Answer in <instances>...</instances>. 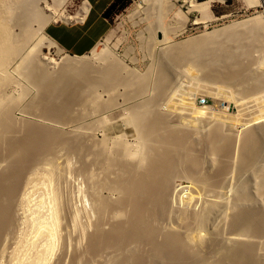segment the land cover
Wrapping results in <instances>:
<instances>
[{"label":"rangeland","instance_id":"obj_1","mask_svg":"<svg viewBox=\"0 0 264 264\" xmlns=\"http://www.w3.org/2000/svg\"><path fill=\"white\" fill-rule=\"evenodd\" d=\"M7 1L8 2L10 1L9 3L13 4L12 0H6V3H8ZM84 1H87V0H66V2L64 4H62V6L58 7L55 10L54 14H52L49 18H47V19H50L52 17L46 23L45 27L48 24H51L53 22H57V23L58 22L59 23L67 22L68 24H75V25L81 24L83 17L85 16V13H86V11H84V9H83V4H82V2H84ZM121 1L125 5L120 9L115 8L114 10L109 12V14L107 16L108 17V20H107L108 23H107L106 30L104 31V33L101 35V37L99 38V40L95 43V46L93 47L94 48L93 51H95L94 53H99L100 51H102V54H103V55L101 54L102 57L101 56L98 57L97 55L94 56L92 53V50H90L88 53L81 55V56H79L77 54L69 53L67 50H65V48H63L60 44L55 42L52 38H50L47 34L44 33V28H45L44 27L41 31H39L37 33V35L34 36V38H33L34 40L32 39L31 44H29L28 47H25L26 49L24 47H22L20 51H17V52H15V55L14 54L12 55V58L11 57L9 58L8 64L6 66V72L8 73L10 80L7 82V86L5 84V86L2 87V90H1L2 94L0 93V95H1L0 99L1 100H3L2 99L4 97L3 95H5V97H6V100L4 101L5 103L4 102H3L4 104L2 103L3 109L5 108L4 109L5 112L3 111L4 113H2V115H0V118H1L0 119V127H1V129H0V135H1L0 136V149L2 150V151L0 150V166H1L0 176L3 174L5 176L6 174L9 173V172L8 173L6 172V168H5L7 166L5 161H8L7 155L9 153L12 154L14 152L15 156L16 155L20 156L22 154L23 156L22 155L21 156L25 157L30 152L29 149L34 143H35V145L33 146V150H36V148H40V150H43L44 152L43 153L39 152V155H41V156L36 155L37 160L33 159L34 162L33 163L31 162L32 166L30 164H29L28 168L23 166L24 169L23 168L21 169V171H23L21 174H19V172H21V171H19V172L16 171L15 173H18L19 176L15 175L14 176L15 178L14 177L11 178L12 177L11 173H9V176L8 175L6 176V178L7 177L9 178L11 176L10 177L11 179H8L9 181H7V184L4 182L5 183L4 185L6 187H9L10 185L13 184V186H15V187L13 188L12 192L8 193L9 194L8 196H10V197H7V201L6 200L4 201V199H6L5 197H3L4 195L2 197H0V201H1L0 202V209H1L0 211H3L5 214V215H3L1 213V215H3V216L7 215L6 217H9V218L11 217L10 220L8 221V226H10L9 229L7 228L8 227L7 226L5 228L7 231L4 229V231H5V232H3L4 234L0 233V264H12V262L14 260L13 256H16L15 254L18 255L20 252H21L20 254L26 253V251L28 250V249H26L27 243L29 244L27 248L30 249V250H28L30 252L27 251L28 256L30 255L29 258H28V256H27V258L30 261L32 260L31 257L34 258V256H33L34 252L36 253V251H37V249H39L40 245L44 244L43 241L45 242V239H43V238H45V237H43L41 239L40 236H42V235L37 236V234H35V230H33V228L35 229V227L33 226L35 224L33 223L34 221H31V220H32V218L36 217V215L40 216L42 214L44 216V215L48 214L49 213L48 210L50 211V209H51L50 207H52V205H53V204H51L53 198H54L53 200H55L56 201L55 203L57 204L56 205V208H58L57 209V211H58L57 212V221H59V222H57V225H56L57 228L55 227L57 230L55 229V235H54L53 244H52L53 249L50 253V256L48 255L49 257H47L46 262H44V264H72V263L73 264L74 263H76V264H108L109 263V264H111L110 257L113 258L112 253H111V256L106 255V254H110V253H107L108 251L106 250L107 251L106 253L103 254L102 253L103 251H102V252H100L101 253L100 256L98 255L95 258V255H93L92 257H94V258H92L90 256L91 255L90 253H92V252H90V253L88 252L90 254L88 256V253H87L88 250L86 248L88 247V249H90L88 246V245H90L89 240L94 236V234L96 232H98L96 234L100 233V235H102V236H103V234L106 233L107 237L110 236L112 238V232H110L111 235L109 233V231L114 228V227L112 228V225L115 226V224H117L119 222H121V223L124 222L125 219H127V215L126 214L123 215L124 217H126L125 219L123 216H122L123 218L118 219V217H115L109 213H107V214L104 213L102 216V215L97 213V211L94 208V206H95L94 204L97 200L98 201L103 200V202H106L107 200L113 201V199H114L116 202V198L117 199L122 198V197L121 198L118 197L119 193H113V191L111 189H110L111 190L110 191L109 189L106 188V186L104 187L103 183H104V181L105 182L110 181L111 179H112L111 182L114 181L115 178L120 175V174H118L117 170L119 172H121L123 169L124 170L127 169L126 168V165H127L126 162L130 163V161L132 162V160H133V163L136 162L135 158H131L129 160L125 159L126 162L124 161V159H122V157L120 158V155L117 152L120 153L121 148L119 145L116 144L115 141H118V139L122 138L124 143H125V141H127L126 142L127 145L130 144V145H128V148L130 147L132 150L137 149V146H135V143H137V139H136L137 137L132 135V133H129V135L127 133V135L124 136L125 134L123 133L124 135H122L121 132L123 130H121V129L126 127V126L124 127V122L126 123L125 120H127L126 116H128L131 109L134 108L133 106L140 104L141 101L143 103H145V101H148L145 104L153 102L152 105L154 107V108L152 107V111H151L152 115L150 113V115L147 118V121H145V123L149 121L148 120L149 118L152 121H154L155 116H156V118H158V116H161V117L164 116L163 118H164L165 124H161V125H163V128H165V125L167 123V125H169L171 127L177 126V128L175 127L176 129L174 128L175 130L181 131L182 133L186 134L188 139H189V141L187 139V144H186L187 147L188 148L189 147L194 148V149H192V151L193 150L195 151L193 156L197 157V158L194 157V159L198 160L200 157V159L202 161L201 164L203 163L202 166L204 168L203 169L202 166L200 165V161H199L200 159L198 160L199 163L197 161H196L197 163L193 162L194 165H193V163L191 164L188 162L187 163L188 165L186 164V167L188 169H190L191 172H192V170H194L195 173L197 171V173L200 174V175L197 174L198 175L197 176L193 172V174H195V176L197 178L195 177L193 179L194 181L193 180L191 181V179L189 177H187V179L185 180L186 176L180 174L183 172L184 168L180 167V166H178L179 168L177 167L178 172L177 173L175 172L177 175H175V177H173V181H170V184H171V182H173V184L170 185L171 189L169 188V193H171L172 195L168 194L169 200L171 199L170 200L171 202L169 201L170 206L174 211H171L172 213H170V219H169V213H168V216L164 217V219H162L163 218L162 217L159 220H157V221H161L163 223L162 224L161 222H157L158 227H157V223H156V228H157V231L159 232L158 237H157L158 240H159V238L161 239V237L164 235L163 233H165V234L169 233V231L171 232V230L176 231L178 229L179 231H176V233L179 232V234L180 233L182 234V232L184 231V230H182L183 229L182 227H184L183 221H184V225L189 221L187 218L188 217L187 215H190L189 212L191 213V209L194 208V206H195V202H193V201H191V203L184 201V197L182 195H184V196L188 195L189 191L191 193L193 191L192 189H195L196 180L202 179V175L204 176V175H208L210 173L212 174V170L214 171L215 167L214 166L212 167L211 165H216V162L213 163L215 161V160H213V158H210V156L206 157L208 155L207 151H206L207 149L204 150L206 148V145H203L206 142L205 139H203V138L205 136L207 137V133H209L212 130V127H214L213 126L214 122L211 121L210 119L206 120V118H202L200 120L197 119L195 121H192L191 119H189L190 117L187 118L186 115H184L182 113L178 112V114H177L176 111L174 113V111H172V110H170V111H172V112H170L169 109H167L166 104L169 101L175 103V100H173V99H174V97H175V99H177L178 96L176 98V95H178L180 92L185 91V93L187 94L190 92L194 93L195 92L194 90H196V93L199 92V94H197L195 96V104L197 106H200V107H210L211 110L216 112V113L224 111L225 113H228L231 115H237L239 113V111L242 109V107L239 106L240 105L239 103H245L247 106V109L244 110L245 112L243 111L244 117L242 115V112H240V114L237 115L238 116L237 117V119H238L237 125H239L237 130H241L244 128L240 125V122L243 123V120H246L248 116H249L248 118H250L251 115L253 116L256 113L255 109L252 108L253 107L252 103H251L252 101L250 102V99L247 98V92H246L248 90L251 91L252 88L250 89L249 87L253 85L252 83L254 81L252 82V80H251L248 82L249 85H250V83L252 85L247 87V89H245L246 82H243L240 85L235 84L238 86L233 85L232 88L228 87V86H224V88L225 87L227 88V91H224L226 88L224 89L223 85L218 84V82H217L218 80H216L215 77H218L219 76L218 74H220V72L222 75H225V74H233L234 75L237 72L241 73L242 71H240V69H242V70L246 69L247 66L252 65V63H255L257 61L256 55H258L257 48L260 46L259 44H264V39L262 38L260 40L261 43H259V44L256 43L257 40H256V37L254 36L256 34V32H254V34L253 33H247V32H246L247 34L242 33L241 35H238L236 37V39L234 37L233 39H230V40H224L221 37L214 38L213 36L215 35V33L220 34L222 32L224 33V31L225 32L228 31L229 29H233V28H235V25H237V23L240 24V21L241 22L246 21L247 19H250L251 17H253L257 14H260V12L264 9V7L263 8L247 7L242 0H224L222 3L211 4L210 8L205 9V11L199 15L198 13H196L194 11L191 12V10H189V8H187L188 5L186 3H184L183 0H171L172 2L175 3L174 5L176 8L174 7V9H175L174 12L179 13L178 14L179 18L177 19L176 17H178V16H175V13L173 14V12H171L169 14V16L165 18V24L167 26L168 34H169L167 37L168 40L165 42H159V44L158 43L152 44V40L150 38L151 32H149L150 30H148L149 27L147 24L149 21V20H147L148 10H146V11L143 10L146 8V5L145 4H139V0H121ZM197 1H203V0H197ZM89 6H90V4H86L87 8ZM132 12H134V13H132ZM20 13L23 14L25 12L21 11L19 8L14 10V17L13 18H16V19H13L14 21H12V25H13L12 27H13L14 33L19 32V29H21V27H22V26H20V25H22L21 24L22 17L20 16L21 15ZM66 15L68 17H70L69 18L70 20L69 19L68 20L63 19L64 16H66ZM14 22H16V23H14ZM18 26H20V27H18ZM170 27H173V28H170ZM173 29H174V31H172ZM41 35L44 36L45 40H47V41L51 40L52 42H54L55 45H57V47H59V50L57 47L49 44L48 46H46V45H43V47L41 46V49H39L40 52L33 50L30 53V55H27L28 54V48L33 46L34 42L36 43V40H38L39 37H42ZM158 35L159 34H156V39L160 40V37H158ZM250 35L251 36L253 35V37H251ZM197 39L206 41L205 42L206 46L204 47L205 49L202 50V52H200L194 56H193V54L188 56L190 53L187 54L184 51L180 54V56L174 57V59H176V60H174L175 61L174 66H173V69L171 70L172 73H171L170 80L171 79L172 80L168 81L167 86L165 87L163 92H161L160 94L155 90L152 91L153 87L155 86L154 83H155V78L157 75L156 73L158 72L157 70L159 68V63H160L159 61H160L162 50H164L165 48H168L169 45L175 46V45H178L182 42H190L191 43ZM207 39H209V40L207 41ZM213 40H215V41H213ZM229 43H231V44H229ZM247 44H248V46H247ZM245 45H246V47H245ZM36 53H37V55L33 56ZM38 53H39V55H38ZM177 55H179V54H177ZM231 55H232V57H231ZM30 56L34 60H35L34 57H36V56H39L42 58L41 59L42 61L40 60L41 62H39L41 68L38 66L39 65L38 61H37V63L32 64L33 61L31 59H29ZM65 56L71 57L73 59H77L76 57H82L83 59H88V60H90V62L92 64L91 65L92 69H94V68L95 69L91 70L90 71L91 73L89 72V75L84 74V73L81 74V72L76 71V70H64L63 67L62 68L60 67L59 60H60V58H63ZM99 58L102 60H100ZM28 59H29V63L31 61V64H32V65L28 64L29 67L26 65L27 64L26 62H28L27 61ZM111 60L114 62V64ZM9 62H10V64H9ZM34 62H36V60ZM23 63H24V67H23ZM41 63H43L44 65ZM34 64H36V65H34ZM110 65H112V66H110ZM100 67H102V68H100ZM244 67H246V68H244ZM97 69H98V71L104 70V71H102V75L96 74ZM197 69H198V71H197ZM226 69H228V70H226ZM17 71H20V72H17ZM67 71L69 73L70 72L71 73L69 74V73H67ZM73 72H75V73H73ZM189 73L190 74L192 73L191 76ZM256 73L254 74L255 76H257ZM258 73L260 74L261 71L259 70ZM222 75H220V76H222ZM85 76H87V77H85ZM42 78H44V79L42 80ZM135 79L138 81H136ZM203 79H204V81H201ZM141 80H142L143 84H145V83L146 84L144 85L145 87H144V90L142 92H137V87L139 86V83H140L139 81H141ZM209 80L212 81V84L209 83L210 82ZM42 81H43V83H42ZM104 82H106V83H104ZM192 82H193V84H192ZM90 83H93V85H94L93 91L91 92L92 94L90 92H88L89 90H84L85 88L87 89V86ZM152 83H153V85H152ZM199 83H201V84H199ZM204 83H207L209 85L211 84V86H213L214 89H217V91L221 90L222 93L219 94L220 96H218V97L216 96L215 98H213L211 96L208 97L206 95V91H205V93L202 94L201 92L204 90V86H202V84H204ZM82 84H83V86L85 85L84 88H83ZM121 84H122V86H121ZM193 85H194V87H193ZM195 86H196V88H195ZM125 87H128V88H125ZM201 87H203L202 88L203 90H200ZM242 87H243V89H242ZM218 88H223L224 90L218 89ZM171 89H172V91H171ZM127 90H128V92H127ZM231 90H232V92H231ZM86 91L88 93H86ZM42 93H44V94H42ZM133 93H135V94H133ZM141 93H142V95H141ZM124 94H126V95H124ZM173 95H174V97H173ZM157 96L160 97L161 99L158 100ZM238 96H241L242 100L238 99ZM244 96H246V97H244ZM5 97H4V99H5ZM155 97H157V98H155ZM165 98H167V99H165ZM171 98H173V99H171ZM244 98H245V100L247 98L249 101L243 100ZM150 99H152V102H150ZM154 99L157 101V103H156V101L155 102L153 101ZM203 99H205L207 101L205 104L200 103V101ZM154 103H156L157 105L155 106ZM246 106L244 105V107H246ZM92 107H93V109H92ZM123 108H125V109H123ZM237 108L238 109L240 108V110H238ZM249 108H251V109H249ZM165 112H167V113L165 114ZM169 115H170V118H168ZM151 117H154V118H151ZM171 117H173V118H171ZM239 117H241V118H239ZM8 118H11V120ZM156 118H155V120H156ZM165 119H167V120H165ZM211 122L213 125H211ZM122 123H123V125H122ZM148 123H146V124L148 125ZM209 125L211 126V128L209 127ZM4 126H5V129H4ZM9 126L14 127V129L9 128ZM160 126L158 128L159 131L161 130ZM179 126H180V128H179ZM223 126H226V124L222 125L221 133H225V135H226V133L231 134L230 135L231 139H232V137H234V139H235V136H233V135H236V134L232 133V131L231 132L228 131V130H230V128H228V127L223 128ZM18 127L19 128L23 127V128L19 129ZM163 128H162V130H163ZM10 129H12V130H10ZM209 129H210V131H209ZM226 129H227V131H225ZM119 130H121V132ZM35 131H38L37 132V133H39L38 137H36L37 134L33 135L34 137L32 136V134H29V133H35ZM118 131L121 133V135ZM124 131L128 132V131H126V129ZM240 132L241 131H239V133L237 134L238 136L240 135ZM112 133H114V135H112ZM192 133H195V134H192ZM7 134H8V136H7ZM5 135H6V137H5ZM117 135L118 136L120 135L121 137L119 136L120 138H118ZM123 136H124V138H123ZM159 136H160V134H159ZM226 136H228V135H226ZM230 136H228V137L230 138ZM133 137H135V139H133ZM160 137H162V136H160ZM191 137H193V138L195 137V138L193 139ZM2 139H4L3 140L4 142H6V141L7 142L4 143L2 141ZM190 139H193V141L194 140H196V141L193 142ZM198 139H200L201 141L204 140L203 141L204 143L203 142L200 143L201 141ZM99 140H100V143H99ZM112 140H113V142H111ZM1 141L4 144V145L2 144V146H1V143H2ZM190 141L193 143H191ZM29 142H33V143H31V145H30V144H28ZM103 142H105V143H103ZM196 142L197 143L199 142L200 145L196 146V144H197ZM194 143H196V144H194ZM101 144H103V145H101ZM191 144H194L193 147ZM112 145H114V146H112ZM4 146H6V147H4ZM44 146H47L46 150H44ZM102 148L103 149L106 148L105 151H103ZM201 150H202V152H201ZM114 151H117V152H114ZM203 151H205V152H203ZM104 153H105V155H104ZM112 153L115 154V156H112L113 155ZM199 153L202 155L207 154L206 156H202V158L204 159L206 157L205 159H207V158L208 159L204 161L201 158V155ZM203 153H205V154H203ZM110 154H112V155H110ZM1 155H2V157H1ZM28 155H30V153ZM108 155H110L109 159H108V157H109ZM19 156H16L15 159L14 158L13 159L16 161V159H18ZM21 156H20V158H21ZM103 156H105V158ZM116 156L118 157V159H115ZM5 158H6V160H5ZM209 158H210V160L212 159V164H211V161L209 160ZM1 159H3L4 162ZM14 160H12V161H14ZM108 160H110V161H108ZM115 160L116 161L119 160L118 161L119 164H118V162H115ZM209 161H210V164H209ZM113 162L115 163L114 165H112ZM123 162H125L126 164ZM107 164L109 166H107ZM123 164H124V166H123ZM105 165H106V167H105ZM117 165H119V166L122 165L123 169L122 168L120 169V167ZM104 167L105 168L109 167V168L105 169ZM201 170H202V172H201ZM204 170L206 173L204 172ZM46 171L47 172L49 171L48 174ZM209 171H211V172L209 173ZM106 172H107V175H105ZM50 173H51V175H50ZM115 173L118 174V176ZM258 173L254 174V175H257V176L260 175V173L259 174ZM234 175H236V172ZM248 175L250 176V179L252 178V180H253V181L251 180V183H253L254 180L257 182V180L260 178L259 177L256 179L255 178L256 176L251 175V173H249V174L244 173L243 176L248 178L247 177ZM4 176H3V178L1 176L0 179L2 178V180L5 181L6 179L4 178ZM177 176H182V180H181V177H177ZM199 176H200V179H198ZM26 177H27V179H26ZM244 177H242V179H246ZM16 179L18 181H16ZM248 179H247V182L250 181ZM11 180H12V182L15 181L16 184L12 183V184L8 185V183H10ZM46 180H47V182H46ZM234 180H235V178H234ZM90 182H91V184H90ZM229 182L228 183L231 184L232 180L231 181L229 180ZM256 182H254V184ZM0 183H1V180H0ZM2 183H3V181H2ZM97 183H98V186H97ZM229 184H228L227 188H230L229 186H231L232 187L231 190H233V186L229 185ZM254 184H252V185H254ZM91 186L93 189L91 188ZM171 186H173V188ZM190 186L191 187L193 186L194 188L191 189ZM100 188L101 189L104 188V189H102V191H101ZM227 188H226V190H223L224 191L223 195H219V197H218V199L220 198V196L222 198V199L221 198L220 199L222 200L223 203L220 201V199L218 200L221 202L220 203L221 207L224 203H225V205L227 204L228 206H229V203H231V196H232L233 192H231ZM228 191H230V192H228ZM26 194H27V196H26ZM20 195H22V196L25 195L26 200L21 199L22 196L20 197ZM228 195H229V197H228ZM57 196L58 197L60 196V197L58 198ZM120 196H121V194H120ZM180 196H181V199H178V198H180ZM255 196L256 197L259 196V197H257V198H259L258 202H261L264 204V200L262 201V199H264V195L262 193H261V195L255 194ZM182 197H183V199H182ZM95 198H97V199H95ZM105 198H106V201H104ZM223 199H224V201H223ZM39 200H40V202L42 201L43 206L42 205L39 206V204H38ZM177 201H179V204ZM215 201H216V199H215ZM185 202L188 204H186ZM261 203H260V205H261ZM227 205H226V207L224 206V209H221V211L219 212V214H221L220 217L218 214L216 215V217L214 215V218H217V216H218L217 220L213 219V217H211L213 220V224H212L211 218L208 221L209 224L207 223V227H209V229H208V231H209L211 229L210 225L213 226V225L217 224V223L214 224V222H215L214 220H216V222H220V221L221 222L223 221L224 223L226 222L225 224L223 222L222 223L220 222L217 224V226L215 225V229H216V231L218 230V232H215L213 230L214 227H212V231H214V232H212L210 230V232L213 234L217 233L216 234L217 236L214 234L215 239L213 242H212V240L214 238L213 237L214 235L212 234L213 238L211 237V239H210L212 244L217 243V241L219 243L220 242L219 240L223 239L222 236H224V239H226V240L223 239L224 242L228 241L227 238H225V237H228V235L226 233H228L230 231L227 228V226H228L227 224H229L228 220L230 219V217L227 216L228 213H227V215H226V213H223L224 211L227 212L228 209L227 210L225 209V208H229V207H227ZM178 209L179 210L181 209L182 211H179ZM183 209L185 210L184 214L182 213V212H184ZM177 210H178V212H177ZM186 211H187V213H186ZM106 212H109V211H106ZM174 212H175V214L177 212V214L176 215L173 214ZM75 214H76V217H74ZM223 214L225 215V217ZM97 215H100V216H98L99 218L97 217ZM111 215L113 216V218L115 217V219H113V221H112ZM166 215H167V213H166ZM231 215H232V213H230V216ZM91 216H93V217H91ZM177 216H178V218H177ZM179 216H182V217L180 218ZM183 216L187 220H185V218H183ZM73 217L76 219V221L74 220L76 222V224H75V222L71 223L73 220L72 219ZM173 217H175V219ZM221 217L222 218L224 217V219L226 218V220L221 219ZM86 219L87 220L89 219V220L87 221ZM100 219H101V221H100ZM114 220H116V221H114ZM121 220H123V221H121ZM181 220H183V221H181ZM174 221L176 223H174ZM180 221L182 223V227H181ZM210 221H211V223H210ZM9 222H11V223H9ZM159 223H160V225H159ZM9 224H12V225H9ZM98 224H99L100 228L98 227ZM161 225H162V228H159V227H161ZM171 225H173V226H171ZM221 225H223V226H221ZM72 226H74V227H72ZM220 226H221V228H220ZM180 227H181V229H180ZM169 228H170V230H169ZM171 228H175V229H171ZM79 229H81V230H79ZM158 229L161 231H159ZM163 229H167L169 231L165 230L162 233ZM220 229H222L221 230L222 232L220 231ZM101 231L103 234L101 233ZM78 232H80V233H78ZM221 233H223L222 236H220ZM92 234H93V236H92ZM155 235L157 236L156 233H155ZM218 235L221 238H218L219 237ZM86 236L87 237L91 236V238L90 237L87 238ZM230 237H231V235L228 238H230ZM216 238H217V240H216ZM57 239L59 242L57 241ZM243 239L244 238H242L240 240L245 241ZM223 240H221V242H223ZM246 241H247V239H246ZM31 242H33V243H31ZM30 243H31V247L33 246L32 248L30 247ZM208 243L210 244V242H207V244ZM231 243L233 244V241H231ZM223 244L226 246L227 242H226V244L225 243H223ZM25 245H26V247L24 248ZM208 245L206 246V248L208 247ZM21 246H23V247L20 248ZM229 246H231V244ZM33 248H35V249L37 248V249L35 250ZM206 248L204 247L205 251L207 250ZM16 249H17V251H16ZM31 250L33 251V253ZM94 251L97 252V250H94ZM110 251H112V250H110ZM27 253H26V255H27ZM205 254H207V253H205ZM209 256H210V253H209L208 259H207L208 263L212 262L211 260H213V262L215 260L218 261L217 256L211 255V257L214 256L213 257L214 259H212ZM88 257L91 259H88ZM215 257L217 259H215ZM206 258H207V256H206ZM210 258H211V260H209ZM109 259H110V261H109ZM213 262H212V264H213Z\"/></svg>","mask_w":264,"mask_h":264},{"label":"bare ground","instance_id":"obj_2","mask_svg":"<svg viewBox=\"0 0 264 264\" xmlns=\"http://www.w3.org/2000/svg\"><path fill=\"white\" fill-rule=\"evenodd\" d=\"M222 1L223 0H203V1L183 0V2L188 5L187 8H189V10H191V12L194 11V12L198 13L199 15L201 13H203L205 11V9L210 8L211 4L217 3V2H222ZM243 1L247 7H261V8L264 7L263 0H243ZM65 2H66V0H12L13 4H10V3L8 4V3H6V0H0V93H1L2 87L5 86V84L7 86V82L10 80L8 73L6 72V66L8 64L9 58L10 57L12 58V55L13 54L15 55V52L20 51L22 47H24V48L28 47L29 44H31L34 36L37 35V33L45 27L46 23L52 17L50 19H47V18H49L52 14H54L55 10L58 7L62 6V4H64ZM139 4H145L147 9L145 8L143 10L144 11L148 10L147 20H149V21H148V23L146 21L145 22L148 24V27H149V29L148 28L147 29L150 30L149 32H151L150 38L152 40V44H157V43L159 44V42L167 41L168 40L167 37L169 34H168L167 26L165 24V18L168 17L171 12H173V14L175 13L174 12V10H175L174 4L175 3L172 2L171 0H139ZM17 8H19L21 11H24L25 13H23V14L20 13L21 14L20 16L22 17V21H21L22 25H20V26H22V27H21V29H19V32L14 33V30L12 27L13 26L12 21H14L13 19H16L13 17H14V10ZM83 9H84V11L87 10L86 3H83ZM132 13H134V12H132ZM178 14L179 13H177V12L175 13V16H178V17H176L177 19L179 18ZM69 18L70 17H68L66 15V16H64L63 19L68 20ZM14 23H16V22H14ZM20 26H18V27H20ZM170 28H173V27H170ZM172 31H174V29ZM246 32L247 33H253V34H254V32H256V34L254 35L256 37V40H257L256 43H258V44L261 43L260 40L262 38L264 39V9L260 12V14H257L255 16L251 17L250 19H247L246 21H243V22L240 21V24L237 23V25H235V28L229 29L226 32L224 31V33L223 32L220 34L215 33V35L213 37L214 38L221 37L224 40H230V39H233L234 37L236 39V37L238 35H241L242 33H246ZM156 34H159L158 37H160V40L156 39ZM251 37H253V35ZM208 40L209 39H207V41ZM48 41L44 39V36L39 37V39L36 40V43L34 42V45L28 48V54L27 55H30V53L33 50H36L38 52L39 49H41V46L43 47V45L48 46L49 44H51V45L57 47V45H55L54 42H52L51 40H48ZM213 41H215V40H213ZM205 42L206 41L197 39L191 43L190 42H182V43L175 45V46L169 45L168 48H165L164 50H162L160 61H159L160 62L159 68L157 70L158 72L156 73L157 74L156 78L154 77L155 83L153 82L155 86L153 87L152 91L155 90L160 94L161 92H163V90L167 86L168 81L172 80V79L170 80L171 73H172L171 70L173 69V66H174V62H175L174 60H176V59H174V57L180 56V54L184 51L187 54L190 53L188 56H190L191 54H193V56H194V55L202 52V50L205 49L204 48L206 46ZM229 44H231V43H229ZM259 45L260 46L257 48L258 55H256L257 61L255 63H252V65L247 66V68L244 67L246 69H243V70L240 69V71H242L241 73L237 72L234 75L233 74L222 75L220 72V74H218L219 76L215 77L216 80H218L217 81L218 84L223 85V88H224V86H228V87L232 88L233 85H235V84L240 85L243 82H246L245 89H247V87H249L250 85L253 84L252 85L253 87L252 86L249 87L250 89L252 88L251 91L248 90L246 92H247V98L250 99V102L252 101L251 103H252L253 107L252 106L251 107L255 109L256 113L254 112L255 114L253 116L251 115L250 118H248L249 117L248 116L247 117L248 120L247 119H246L247 121L243 120V123L239 121L240 125L242 127H244L243 129L237 130V128L239 126V125H237V123H238V119H237L238 116L237 115L240 114V112H242V115H243V111L245 109H247V106L245 103H239L240 105L238 104L239 106L242 107V109L240 110V108L239 109L237 108L238 110H240L237 115H231V114L225 113L224 111L216 113V112L212 111L210 107H200V106H197L195 104V96L197 94H199V92L197 91L198 93H196V90H194L195 91L194 93L190 92V93L186 94L185 91L180 92L179 94L177 93L178 95H176L174 93L176 95V98L178 96L179 99L178 98L175 99V97L173 95L174 99L173 98H171V99L175 100V103L169 101L166 104V107H167V109H169V111L172 110V111H174V113L176 111L177 114H178V112L182 113V114L186 115L187 118L190 117L189 119H191L192 121H195L197 119L200 120L202 118H206V120L210 119L211 121L214 122L213 123L214 125L211 122V125L214 126V127H212V130L210 131V129H209L210 132L208 131L209 133H207V137L205 136L203 138V139H205L206 144L203 142L204 140H202V141L200 139H198V140L201 141V142L199 141L200 143L203 142L204 143L203 145H206V148L204 150L207 149L206 151L208 154L207 155V154L203 153L205 155H202L199 153L201 155V158H202V156H206V155H207L206 157L210 156V158H213V160H215L213 163L216 162V165H211V166L212 167L214 166L215 169H214V171L211 169L212 174L210 173L211 171H209L210 174H208V175L203 176L201 174L202 179H200V176H199L198 179H200V180H196V183L194 182L196 184L195 189H192L194 187L190 186L193 191L190 189L192 191L191 193L189 191L188 195H186V196L182 195L184 197V201H187L190 203H191V201L195 202V206L193 205L194 208H192L193 210L191 209V213L189 212L190 215H187L188 216L187 218L189 221L188 222L186 221L187 223L185 222L186 224L184 225V221L181 220V221H183L184 227H182V223L180 221L181 227L183 228L182 230H184L182 232V234L181 233L179 234V232L176 233V231H179L178 229L176 231L171 230V232L169 231L170 228H169V230L163 229L162 233L165 230L169 231V233H166V234L163 233L164 235L161 237V239L159 238V240H160L159 241L157 238L159 232L157 231L156 223L161 222V221H157V220H159L162 217H163L162 219H164V217L168 216V213H169V219H170V213H172L171 211H174L170 206L169 201L171 199L169 200L168 194L172 195L171 193H169V188H170V185L173 184V182H171V184H170V181H173V177H175V175H177L176 174L178 172L177 167L178 166L183 167L184 170L182 169L183 172L181 171L182 173H180V174L186 176V178L183 176L185 178V180L187 179V177H189L192 181L196 177L195 174L197 175L199 173H197V171L195 173L194 170H192V172H191V170L186 167V164L188 162L191 164L193 162L197 163L198 160L200 159V157L198 160L194 159L195 156H193V154L195 153V151L194 150L192 151V149H194V148H191V147L188 148L187 147L186 144H187L188 137L186 134L182 133L181 131L175 130L177 128V126H175L176 128L173 126L171 127V126L167 125V123H166L165 128H163V125H161V124H165V121L163 118L164 116L162 114L161 115L163 117L158 116V118H156V116L153 114L155 116L156 120L154 117H151V118H154V121H152L149 118L148 120L150 122L151 121L152 122L150 123L148 121L150 124L148 122H146V123H148V125L145 123V121H147V118L149 117V115L152 111V107H153L152 99H150V102H152V103L145 104L148 101H145V103H143L141 101V103H142V104L140 103L141 105L138 104L136 106H133L134 108L131 109L130 113L128 112L130 115L128 114L129 117L126 116L127 117L126 118L127 120H125L126 123L124 122V127L125 126L126 127L121 129V130H123L122 132H121V130H119V131L122 133V135L125 134L124 136H126L127 133H128V135H129V133H132V135L137 137L136 138L137 143H135V146H137V149L132 150L129 147L131 149L130 150L128 148V145H130V144L127 145V143H126L127 141H125V143H124L122 138H120L121 133L118 131L120 133V135H119L120 137L118 135L117 136L120 139H118V141H115V142L117 145L120 146L121 151L119 150L120 153L117 151H114V152H117L120 155V158L122 157V159H124V161H125V159L129 160L131 158H135L136 162L134 161L135 163H133V160H132V162L130 161V163L125 161L127 163V165H126L127 169H125L126 171L123 169L122 165H120V166L117 165L120 167V169L122 168L124 171L120 170L121 172H119L117 170L118 174H120V175L118 176V174H116L117 173L116 172L115 174L118 177H116L114 181L111 182V180H112L111 179L110 181H106V182L104 181V183H103L104 187L106 186L107 189H109V190L111 189L113 191V193H119L118 197L119 198L122 197V198L121 199L116 198V202L114 199H113L114 202L112 200L106 201V198H105L104 201H106V202H103V200L102 201L97 200L94 204L95 210L97 211L98 214H100L102 216L104 213H106V214L109 213L115 217H118V219H119V218H123L124 217L123 215L126 214L127 219H125L126 217H124V219H125L124 222H122V223L119 222V223L115 224V226L112 225V228L113 227L114 228L109 231V233L112 232V238L110 236H109L110 238L107 237V234L106 233H105L106 235L103 234L102 231H101V233L103 234V236L100 235V233L96 234L98 232H96V233L94 232L95 234H94V236L92 234V236H93L92 238H91V236H89L91 238L90 240L88 239L90 242V245H88L90 249H88V247L86 249L88 250L87 253L88 252L89 253L92 252V253H90L91 255L88 253V256L90 255L92 257L93 255H95V258H96L98 255L99 256L101 255L100 252L103 251L102 253L104 254L108 251L107 253H110V254H106V255L111 256V253H112V257H113V258H111L109 256L111 259V264H210V263L212 264L213 260H211V258L214 259L213 258L214 256L211 257V255H215L218 258V261L215 260L213 262V264H264V204L261 202H258L259 198H257V197H259V196H257V197L255 196V194L261 195V193L264 195V44H259ZM247 46H248V44H247ZM245 47H246V45H245ZM57 48L59 50V47H57ZM93 50H94V48L92 49V53L94 56H96V55L98 57L101 56L102 51H100L99 53H94L95 51H93ZM177 54H179V55H177ZM35 55H37V53L34 54L33 56H35ZM38 55H39V53H38ZM36 57H34L36 62H34L35 60L32 59L31 56L29 57V59H31L33 61L32 64L37 63V61H38V63L42 61L41 57H39V56H36ZM231 57H232V55H231ZM76 58L77 59H73L71 57H66V56L63 58H60V60H59L60 67L61 68L63 67L64 70H76V71L81 72V74L84 73L87 75H89V72L91 70L95 69V68L92 69V66H91L92 64H91L90 60L83 59L82 57H76ZM29 59L27 60L28 62H26L27 66H28V64H31V61L29 63ZM100 60H102V59H100ZM9 64H10V62H9ZM41 64H43V63H41ZM113 64H114V62H113ZM34 65H36V64H34ZM112 65H110V66H112ZM38 66L40 67V63ZM23 67H24V63H23ZM100 68H102V67H100ZM226 70H228V69H226ZM259 70L261 71L260 74L258 73ZM102 71H104V70L98 71V69H97L96 74L102 75ZM197 71H198V69H197ZM17 72H20V71H17ZM67 73H69V72L67 71ZM73 73H75V72H73ZM255 73L257 74V76L254 75ZM191 74H190V76H191ZM220 75H222V76H220ZM85 77H87V76H85ZM43 79L44 78H42V80ZM251 80H252V82L253 81L254 82L252 84L250 83V85H249L248 82ZM136 81H138V80H136ZM201 81H204V79ZM139 82H140L139 86L137 85L138 86L137 92H142L144 90V87H145L144 85L146 83L143 84L142 80ZM42 83H43V81H42ZM104 83H106V82H104ZM153 83H152V85H153ZM209 83L212 84V81H210ZM192 84H193V82H192ZM199 84H201V83H199ZM204 84H202V86H204V90L202 89L203 87H201V89H200V90H203L201 92L202 94L205 93V91H206V95L208 97L211 96V97L215 98L216 96L217 97L220 96L219 94L222 93L221 90L217 91V89H214V87L211 86V84L210 85L207 83H204ZM238 85H235V86H238ZM82 86H83V84H82ZM121 86H122V84H121ZM84 87H85V85L83 86V88ZM193 87H194V85H193ZM243 87H242V89H243ZM93 88H94L93 83H90V84H88L87 89L85 88L84 90H89L88 92L91 93L93 91ZM125 88H128V87H125ZM195 88H196V86H195ZM223 88H218V89H223ZM171 91H172V89H171ZM224 91H227V88ZM88 92L86 91V93H88ZM127 92H128V90H127ZM231 92H232V90H231ZM42 94H44V93H42ZM133 94H135V93H133ZM124 95H126V94H124ZM141 95H142V93H141ZM3 96L5 97V95H3ZM4 97L2 98L3 100L0 99V115H2V113L5 112L4 111L5 108L3 109V106H2L5 103L4 101L6 100V97H5V99H4ZM157 97H155V98H157ZM244 97H246V96H244ZM247 98H246V100L249 101ZM159 99H161V98L158 97V100ZM165 99H167V98H165ZM238 99L242 100L241 96H238ZM243 100H245V98ZM153 101L155 102L156 100L154 99ZM156 103H157V101H156ZM156 103H154L155 106L157 105ZM244 105L246 107H244ZM93 107H92V109H93ZM123 109H125V108H123ZM249 109H251V108H249ZM172 111H170V112H172ZM166 113L167 112H165V114ZM151 115H152V113H151ZM243 117H244V115H243ZM168 118H170V115ZM171 118H173V117H171ZM239 118H241V117H239ZM8 119L11 120V118H8ZM165 120H167V119H165ZM223 124L224 125L226 124V126H223V128L228 127V128H230V130H228V131H230V132L232 131V133L236 134V135L232 134L233 136H235V139H234V137H232V139H231V136H230L231 134L226 133V135L230 136V138H229L228 136L225 135V133H221V131H222L221 127ZM122 125H123V123H122ZM159 126L161 129L160 131L158 129ZM209 127L211 128L210 125H209ZM9 128L14 129V127H10V126H9ZM20 128H23V127H20ZM162 128L164 131L162 130ZM179 128H180V126H179ZM0 129H1V127H0ZM4 129H5V126H4ZM125 129L128 132H125L124 131ZM10 130H12V129H10ZM225 131H227V129ZM239 131H241V132H240V135L238 136L237 134L239 133ZM37 132L38 131H35V133H29V134H32V136L37 134L36 137H38L39 133H37ZM159 134L162 137H160ZM192 134H195V133H192ZM112 135H114V133H112ZM7 136H8V134H7ZM124 136H123V138H124ZM5 137H6V135H5ZM135 137H133V139H135ZM191 138H193V137H191ZM193 139H190V140L193 141ZM3 140L4 139H2V141ZM188 141H189V139H188ZM195 141L196 140H194L193 142H195ZM3 142L1 143V146H2ZM6 142H4V143H6ZM111 142H113V140ZM193 142H191V143H193ZM31 143H33V142H29L28 144L31 145ZM99 143H100V140H99ZM103 143H105V142H103ZM196 143H194V144H196ZM200 143L198 145L196 144V146H199ZM194 144H191L192 147ZM34 145H35V143L29 149L30 155H28L29 154L28 153L25 157H22L23 155L21 154L22 155V156L20 155L21 158L19 155H16V156H19V158L16 159V161L14 160L16 157L14 155L15 154L14 152L12 154L9 153L7 155L8 161H5V163L7 165L5 168H6L7 173L9 172L12 174L11 175L12 177L10 176L11 178H13L15 175L19 176V174H21L23 172V171H21L23 166L26 168L29 167V164L32 166V163L36 159V155H39V152L40 153L44 152L43 150H40V148H36V150H33ZM101 145H103V144H101ZM112 146H114V145H112ZM4 147H6V146H4ZM46 147L47 146H44V150H46ZM105 149H103V151H105ZM201 152H202V150H201ZM203 152H205V151H203ZM112 154H110V155H112ZM104 155H105V153H104ZM110 155H108L109 156L108 159L110 158ZM39 156H41V155H39ZM112 156H115V154H113ZM1 157H2V155H1ZM103 157L105 158V156H103ZM195 158H197V157H195ZM205 158L204 159L202 158V159L204 161L208 159V158L207 159H205ZM210 158H209V160H210ZM115 159H118V157L116 156ZM1 160H3V159H1ZM5 160H6V158H5ZM12 160H14V161H12ZM108 161H110V160H108ZM118 161L119 160H117V161L115 160V162H118ZM199 161H200V165L202 166L203 163L201 164V162H202L201 159ZM210 161L212 164V159ZM210 161H209V164H210ZM3 162H4V160H3ZM125 162H123V163H125ZM114 164L115 163L113 162L112 165H114ZM118 164H119V162H118ZM193 165H194V163H193ZM107 166H109V165L107 164ZM123 166H124V164H123ZM105 167H106V165H105ZM0 168H1V166H0ZM108 168L109 167H107L105 169H108ZM202 168H203V166H202ZM16 171H18V172L21 171V172H19V174H18V173H15ZM48 172H47V174H48ZM193 172L195 174H193ZM201 172H202V170H201ZM204 172H205V170H204ZM235 172H236V175H234ZM256 172L257 173L259 172L261 176L260 175H258V176L254 175V174H257ZM9 173L6 174L5 176H4V174L1 175L2 178L4 176V178L6 179L5 181L2 180V178L0 179L1 180L0 197H2L4 195L3 197L6 198V199H4V201L5 200L7 201V197H10V196H8L9 195L8 193L12 192L13 188L15 187V186H13L12 183L16 184L15 181L12 182V180H11V182L8 183V185H10V184H12V185H10L9 187H6L4 185L5 183L7 184V181H9L8 179H11L10 177L6 178L7 175L9 176ZM244 173H247V174L251 173V175L256 176L255 177L256 179L259 177L260 178L257 180V182L254 180V182H256L254 184V182L251 183L252 178L250 179L249 175L247 176L249 179L243 176ZM50 175H51V173H50ZM105 175H107V172L105 173ZM177 177H181V180H182V176H177ZM242 177H244L246 179H242ZM234 178H235V180H234ZM17 179H16V181H18ZM26 179H27V177H26ZM247 179L250 180L249 182L251 184L249 182H247ZM229 180L230 181L232 180L231 184H229L230 183ZM2 181H3V183H2ZM46 182H47V180H46ZM90 184H91V182H90ZM228 184L233 186V190H231V188H232L231 186H229L230 188H227ZM252 184H254V185H252ZM97 186H98V183H97ZM171 187L173 188V186H171ZM91 188H92V186H91ZM226 188L229 189L231 192H233V194L231 196V203H229V206L226 204L227 207H229V208H225L226 210L227 209L228 210H227V212H225V211L223 212V213H226V215L228 213L227 216L230 217V219L227 217L229 219V220L227 219L229 222V224H227L229 227L227 226V228L230 231L228 230L229 232L226 234L228 235V237L231 235V237L230 238L225 237V238H227L228 241L224 242V240H226V239H224V236H222L223 233H221L220 236H222L224 240L220 239L219 243L217 241V243L212 244V242L215 239V235L217 233L216 234L214 233L215 234L214 235L213 233L210 232V230L212 231V227H214L213 230L215 232H218V230L216 231V229H215V225L217 226V224L221 222V221L216 222V220L218 219V216H217V218H214V215L216 217V215L218 214L220 217L221 214H219V212L221 211V209H224V206L226 207L225 203L222 205V207L220 206L221 205L220 203L222 202V200H221L222 198L220 196V198H221V199L219 198L221 201L220 202V201H218L219 200L218 197H219V195H223V193H224L223 190H226ZM102 189H104V188H102ZM102 189H101V191H102ZM230 191H228V192H230ZM120 194H121V196H120ZM21 196L22 195H20V197ZM26 196H27V194H26ZM183 197H182V199H183ZM228 197H229V195H228ZM97 198H95V199H97ZM21 199L26 200L25 195H23ZM53 199H52V203H51L53 205H52V207H50L51 208L50 211L48 210V212H49L48 214H46L44 216L42 214L40 216L36 215V217H34L35 219L32 218V220H31V221H34L33 223L35 224V225H33L35 227V229L33 228V230H35V234H37V236L42 235V236H40L41 239L43 237H45V238H43V239H45V242L42 240L44 244L40 245L39 249H37L38 247L36 248L37 251H36V253L34 252L35 255L33 254L34 258L31 257L32 260L30 261L28 259L30 255L28 256V253H27V251L30 249L27 248L29 245L27 243V247H26V245L24 246V248L26 247V249H28L26 251L27 255H26V253L20 254L21 252L19 253L20 255L15 254L16 256H13L14 260H13L12 264H44V262H46L47 257L50 256V253L53 249L52 244H53V239H54V235H55V229L57 228L56 225H57V222H59V221H57V212H58L57 211L58 208H56L57 204L55 203L56 201ZM178 199H181V196ZM215 199H216V201H215ZM263 200L264 199H262V201ZM223 201H224V199H223ZM177 202L179 204V201H177ZM260 203H261V205H260ZM38 204H39V206H41L42 201L40 202V200H39ZM186 204H188V203H186ZM178 210H177V212H178ZM106 211H109V212H106ZM179 211H182V210L180 209ZM177 212H176V214H177ZM1 213L3 215H5V214L3 211H0V233H3V232H5L4 229L8 226V221L10 220L11 217L10 218L6 217L7 215L3 216V215H1ZM166 213H167V215H166ZM182 213L184 214L185 210ZM186 213H187V211H186ZM230 213H232L231 216H230ZM173 214H175V212ZM100 215H97V217ZM113 216L111 217L112 221H113V219H115V217L113 218ZM184 216H183V218L186 217V216L185 217ZM74 217H76V214L74 215ZM74 217L72 218L73 220L71 223L76 221V219ZM91 217H93V216H91ZM179 217L181 218L182 216H179ZM211 217H213V219H216V220H214L215 221L214 224L215 223H217V224H215L213 226L210 225L211 229L208 231L209 227H207V223ZM224 217H225V215H224ZM224 217L223 218L221 217V219L226 220V218L224 219ZM173 218L175 219V217H173ZM177 218H178V216H177ZM116 220H114V221H116ZM185 220H187V219L185 218ZM211 220H212V218H211ZM100 221H101V219H100ZM121 221H123V220H121ZM175 221H174V223H176ZM9 223H11V222H9ZM210 223H211V221H210ZM75 224H76V222H75ZM212 224H213V220H212ZM9 225H12V224H9ZM159 225H160V223H159ZM171 226H173V225H171ZM221 226H223V225H221ZM221 226H220V228H221ZM9 227L10 226H8L7 228L9 229ZM72 227H74V226H72ZM98 227H99V224H98ZM157 227H158V223H157ZM181 227H180V229H181ZM159 228H162V225ZM175 228H171V229H175ZM222 229H220V231ZM79 230H81V229H79ZM159 231H161V230H159ZM214 231H212V232H214ZM80 232H78V233H80ZM155 233L157 234V236L155 235ZM110 235H111V233H110ZM220 236L218 238H221ZM89 237H87V238H89ZM211 237L213 238L212 242L210 241ZM242 238H244L243 240H245V241H241L240 239H242ZM245 238L247 239V241ZM216 240H217V238H216ZM221 240H223V242H221ZM57 241H58V239H57ZM231 241H233V244L231 243ZM207 242H210V244L208 243L209 244L208 245ZM226 242H227V244H226ZM31 243H33V242H31ZM31 243H30V247H31ZM223 243H225L226 246ZM230 244H231V246H229ZM207 245H208V247L206 248ZM22 247L23 246H21L20 248H22ZM204 247L207 249L206 250L207 252L205 251ZM33 249H35V248H33ZM94 250H97V252ZM110 250H112V251H110ZM16 251H17V249H16ZM28 252H30V251H28ZM32 253H33V251H32ZM205 253H207L208 255L210 253L209 257H211V258L209 260H211L212 262H210V261H209L210 263L207 262L208 255ZM27 256H28V258H27ZM206 256H207V258H206ZM92 258H94V257H92ZM217 258L215 257V259H217ZM88 259H91V258L88 257ZM110 259H109V261H110ZM74 264H76V263H74Z\"/></svg>","mask_w":264,"mask_h":264},{"label":"crops","instance_id":"obj_3","mask_svg":"<svg viewBox=\"0 0 264 264\" xmlns=\"http://www.w3.org/2000/svg\"><path fill=\"white\" fill-rule=\"evenodd\" d=\"M114 1L115 0L84 1L82 4L86 3L90 4V6L87 8L81 24L75 25L68 24L67 22H53L44 28V33L60 44L69 53L79 56L84 55L92 50L95 43L106 30L108 17L105 13Z\"/></svg>","mask_w":264,"mask_h":264},{"label":"trees","instance_id":"obj_4","mask_svg":"<svg viewBox=\"0 0 264 264\" xmlns=\"http://www.w3.org/2000/svg\"><path fill=\"white\" fill-rule=\"evenodd\" d=\"M125 4L122 3L121 0H115L106 10V15L108 16L109 12H111L112 10H114L115 8H122Z\"/></svg>","mask_w":264,"mask_h":264},{"label":"built area","instance_id":"obj_5","mask_svg":"<svg viewBox=\"0 0 264 264\" xmlns=\"http://www.w3.org/2000/svg\"><path fill=\"white\" fill-rule=\"evenodd\" d=\"M207 101L205 99L201 100L200 103L201 104H205Z\"/></svg>","mask_w":264,"mask_h":264}]
</instances>
